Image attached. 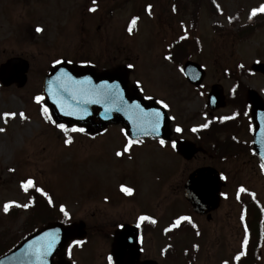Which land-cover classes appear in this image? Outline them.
Instances as JSON below:
<instances>
[{
    "label": "rangeland",
    "instance_id": "1",
    "mask_svg": "<svg viewBox=\"0 0 264 264\" xmlns=\"http://www.w3.org/2000/svg\"><path fill=\"white\" fill-rule=\"evenodd\" d=\"M182 1L192 8V0ZM263 3L264 0H201L196 29H192L189 13H176L173 0H101L95 5L92 0H0V65L13 57L30 63L24 88L0 85V128L6 129L0 132V229L4 238L16 235L31 208L19 207L18 214H14L13 206L7 214L3 206L13 201L30 205L29 193L21 184L33 179L38 187L51 193L56 209L63 206L69 213L68 224H87V241L70 249L73 264H108L112 230L118 223L135 222L142 213L159 220L157 232L143 238L144 255L160 264H190L181 254L175 261L169 258L172 242H177L179 251L189 246L186 235L175 233L185 221L172 228L177 219L189 215L183 198L188 174L199 167L213 166L223 172L233 188L239 185L264 195L263 179L256 168L258 160L242 153L237 160L220 163L206 153L186 163L175 153L172 143L161 146L159 141L132 145L128 152L117 156L128 144L121 126H113L95 138L69 127L73 142L68 145L57 124L46 122L44 116L50 114L42 113L35 97L42 96L45 74L57 60L78 62L87 56L102 70L132 65L131 87L137 86L147 99L167 104L173 130L182 129L173 139L196 142L190 129L202 127L211 117L220 119L235 112L231 107L209 111L207 96L211 86L221 84L228 95L239 75L227 76L226 71H236L238 65L250 70L255 62L264 63V26L243 42L235 41L232 32L247 23H256L252 11ZM92 7L97 11H89ZM135 15L139 21L130 34L128 28ZM37 27L44 31L37 33ZM186 36H192V40L197 37L201 45L185 60L206 69L200 88L187 82L181 66L166 59L168 43ZM240 78L264 101L263 75ZM13 112L17 116L9 117L5 123L3 114ZM20 112L28 119H21ZM240 139L246 143L251 137L243 130ZM122 185L137 192L135 201V197L130 199L120 190ZM228 210L225 204L220 215L226 216ZM199 224L206 234L195 264H215L210 263L211 247L207 243L214 236L209 227ZM235 225L238 237H232L224 224L216 232L218 239L236 246L242 238L237 215L231 217V226ZM237 249L238 246L232 251Z\"/></svg>",
    "mask_w": 264,
    "mask_h": 264
},
{
    "label": "water",
    "instance_id": "2",
    "mask_svg": "<svg viewBox=\"0 0 264 264\" xmlns=\"http://www.w3.org/2000/svg\"><path fill=\"white\" fill-rule=\"evenodd\" d=\"M29 69L28 61L12 58L0 66V83L3 87L16 84L18 88H23L27 84ZM251 70L264 75V64L255 63ZM183 72L195 87L201 86L206 77L203 67L195 62H187ZM129 75L130 71L126 68L97 73L93 67L63 61L54 65L44 81L45 105L57 123L84 127L92 135L104 132L109 126L122 125L131 140L151 138L170 141L171 120L166 110L153 100L143 99L138 88L130 89ZM248 96L255 128L254 147L264 164V103L253 90ZM208 105L212 111L226 107L222 86L212 87ZM157 112L162 114L158 134L152 131ZM176 150L186 161L203 152L202 148L189 141H178ZM223 185L222 175L217 170L201 168L188 177L184 196L196 214L205 215L219 208ZM86 235L83 222L70 226L50 224L0 258V264H67L63 261L67 246L73 241L83 240ZM52 236L57 239L51 251L38 257L37 252L44 251ZM111 253L115 264H158L152 260L141 261L140 231L134 225H123L115 232ZM55 258L59 261L55 262Z\"/></svg>",
    "mask_w": 264,
    "mask_h": 264
},
{
    "label": "flooded vegetation",
    "instance_id": "3",
    "mask_svg": "<svg viewBox=\"0 0 264 264\" xmlns=\"http://www.w3.org/2000/svg\"><path fill=\"white\" fill-rule=\"evenodd\" d=\"M95 68L97 72L102 71L99 70L98 67ZM241 149L244 152H250L252 157H255L258 160L253 147L245 144ZM256 168L258 170V175L263 179L264 185V169L261 168L259 160L257 161ZM224 182L225 186L221 192V204L218 210L212 212L210 215L198 216L193 213L190 205H188V217L190 218L191 223L186 221V223L179 227L175 233L180 231L182 232V235H186V239L189 241L187 244H189V246L185 245L182 247L181 251H179L177 242H172L169 252V258L171 260L175 261L174 259L181 254L184 260H187L190 264H195L197 255L203 251V241L206 234L199 224V222H201L207 228L209 227L210 233L214 236L212 241H207L208 245L211 247L208 253V256L211 258L210 263L225 264V261H227L228 264H264L262 261L264 256V195L260 194L257 190L241 192L240 189L242 187L239 185H235L233 188L225 175ZM136 194V191L132 194V198L135 197L134 201L137 197ZM225 204L228 205L229 210L227 215L222 217L220 212ZM142 215L151 216L147 213H142L141 215H138L136 221L133 223L137 225L139 224L141 230H148V234H152L153 232H150V230L155 232V225L150 221L141 222L139 217ZM235 215L238 216V221L241 223L240 227L242 229V238L239 243L237 241L236 246L232 243L220 241L217 236L220 226L227 224L232 233V237H238L236 225L231 226V217L235 218ZM236 221L237 220L235 219L233 220L234 223ZM124 223L128 222L118 223L117 227ZM193 225H195V227H193ZM172 233L174 234V232ZM245 240H247L246 245L244 243ZM237 246L238 249L235 252L232 251L235 250ZM219 254L221 255L220 258ZM237 256L240 257L239 260L236 259ZM143 259L151 258L144 256Z\"/></svg>",
    "mask_w": 264,
    "mask_h": 264
},
{
    "label": "trees",
    "instance_id": "4",
    "mask_svg": "<svg viewBox=\"0 0 264 264\" xmlns=\"http://www.w3.org/2000/svg\"><path fill=\"white\" fill-rule=\"evenodd\" d=\"M200 2L201 0H192L191 8L187 2L174 0L175 7L178 10L187 14L189 13L192 29H196ZM212 5L214 6L213 2ZM261 6H264V4ZM261 6L255 9H260ZM136 18L138 17L136 16L133 19ZM252 19L256 21V23H247L239 27L237 30L232 31L235 41H246L253 36L259 28L264 26V12H257L255 16H252ZM259 21L262 22L258 23ZM231 25L234 27V23ZM215 28L222 29L220 26ZM191 37L187 39L179 38L173 41L170 45V54L179 66H182L186 59H190L201 46L197 37H194L193 40ZM228 72L230 73V76H237L236 74L239 75L237 85L228 97V105L235 108L247 105V87L241 83L240 77L245 75L249 76L251 73L245 67H238L236 71L228 70ZM241 120V114H238L234 117L233 121L230 122H217L216 120H210L208 127L201 129L200 132L197 133V142L203 143L207 153L214 156V159L217 162H225L232 158H237L239 155V152H237L239 151V142L236 140V135H238L241 130ZM28 193L30 195L31 213L26 218L16 235L11 239H5L4 231L0 229V257L11 251L22 239L34 233L41 226L56 221H66L68 218V216L66 217L59 208L56 209V207L53 206V203L49 204L47 198L39 192L30 188ZM47 193L50 196V193ZM12 211H14V214H18L19 208L16 207Z\"/></svg>",
    "mask_w": 264,
    "mask_h": 264
},
{
    "label": "snow or ice",
    "instance_id": "5",
    "mask_svg": "<svg viewBox=\"0 0 264 264\" xmlns=\"http://www.w3.org/2000/svg\"><path fill=\"white\" fill-rule=\"evenodd\" d=\"M96 3H97V0H92V4H93V5H95ZM89 11L95 12V11H97V8H96V7H92V8L89 9ZM148 11H149V14H151V6H149ZM257 12H264V6H261L260 9H253V11H252V16H255V15L257 14ZM137 19H138V18L132 20V22H131L132 25H135V24H136ZM35 31H36L37 33H41V32H43L44 30H43V28H41V27H37V28L35 29ZM128 32L131 34V33L133 32V28H132V27H129V28H128ZM166 59L171 60L172 57H171V56H168V57H166ZM55 63H56L57 65H59V64L63 63V61H61V60H57ZM129 67H133V66H132V65H129ZM35 102H36L38 105L41 106V111H42V113H48V108L44 106V97H43V96H41V95L36 96V97H35ZM160 103L163 104V101H161ZM163 106H164L165 108L168 107L167 104H163ZM136 107L139 108V105H137ZM3 115H4V118H5V123H7V122H8V118H9V117H11V118H15V117L17 116V113H15V112H13V113H4ZM155 116H156V120H155V124H154V126H153L152 131H153V132H156V133L158 134V129H159V126H160V120L162 119V114L159 113V112H157V113L155 114ZM19 117H20L21 119H25V120L28 119V117H27V116L25 115V113H23V112H20V113H19ZM45 118H46V119H50V116H46ZM232 118H233V117H225L224 119L227 120V119H232ZM56 127H58L59 129H61V130L64 132L65 136L67 137V138L65 139V141H64L65 144L70 145L73 141H72L71 136L68 135V131H69V130H68L64 125H62V124H57ZM202 127H205V128H206V127H208V125L205 124V125H202ZM5 130H6V129H4V128H0V132H4ZM192 130H193V131H197V129H195V128L192 129ZM71 131H73V132L79 131V132H82V133H83V132H84V129H83V128H80V129H75V128H74V129H71ZM176 131H177V132H181L182 129L179 128V127H177V128H176ZM126 135H127V134H126ZM159 142H160L161 146H164L165 143H166L163 139H161ZM133 143H134L133 141L129 140V141H128V144L124 147L123 151H122V152H117L116 155H117V156H122L124 153L128 152L129 149L131 148V146H132ZM172 147H173V148L176 147L175 142L172 143ZM261 168L264 169V164H261ZM10 171H14V169H10ZM21 187H22L23 191L26 192V193L29 191L30 188H31V189H34L36 192H39L41 195L45 196V197L47 198L49 204H52V203H53L52 198L48 195V193H47L46 191H44V189L38 187L33 179H27L26 181H24V182L21 184ZM120 190H121L122 192H124L125 194H127V195H132V194H133V189L130 188V187H126V186H123V185H122ZM240 191H241V192H245L246 189L241 188ZM253 195H254V194H253ZM13 206H14V207H18V208H19V207H22V208H24V209H27L30 205H29V204H19V203L13 201V202L6 203V204L3 206V211H4L5 213H8V212H9V209H10L11 207H13ZM60 211H61L66 217L69 215V213L65 210V208H64L63 206H61ZM139 220H140L141 222H143V221H150L152 224H156V220L153 219V218H151V217H149V216H143V215H142V216L139 217ZM182 221H188L189 223H191V220H190L189 217H186V216H185V217H180L179 219H177V220L173 223L172 228H177V227H179V225L181 224ZM137 227H139V224L137 225ZM193 227H195V225H193ZM56 239H57V238H56L55 236H52L51 239L49 240V242H48L46 248L44 249V251H43V252H37V256H38V257H39V256H46V255L51 251V248H52V246L54 245V243L56 242ZM75 243H76L77 245H79V244H82L83 242H82V241H76ZM244 243H245V245H246V244H247V240H245ZM69 251H71V250L69 249ZM236 259L239 260L240 257L237 256ZM109 260L111 261V257H109ZM225 264H228V262L225 261Z\"/></svg>",
    "mask_w": 264,
    "mask_h": 264
}]
</instances>
